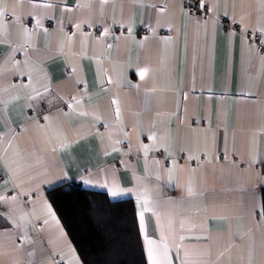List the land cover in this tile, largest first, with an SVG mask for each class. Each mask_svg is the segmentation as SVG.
<instances>
[{"label":"crops","instance_id":"0c3cea01","mask_svg":"<svg viewBox=\"0 0 264 264\" xmlns=\"http://www.w3.org/2000/svg\"><path fill=\"white\" fill-rule=\"evenodd\" d=\"M206 1L198 20L185 0H3L0 89L17 87L0 95L19 98L0 105V196L17 197L0 202V264H76L69 246L83 264L46 195L64 182L130 198L136 215L147 189L145 231L180 244L173 264H264V34H248L264 0ZM22 212L26 228L8 218Z\"/></svg>","mask_w":264,"mask_h":264},{"label":"trees","instance_id":"16d2710c","mask_svg":"<svg viewBox=\"0 0 264 264\" xmlns=\"http://www.w3.org/2000/svg\"><path fill=\"white\" fill-rule=\"evenodd\" d=\"M46 195L83 264H147L130 198L111 200L106 192L74 182Z\"/></svg>","mask_w":264,"mask_h":264},{"label":"snow or ice","instance_id":"6c2138e0","mask_svg":"<svg viewBox=\"0 0 264 264\" xmlns=\"http://www.w3.org/2000/svg\"><path fill=\"white\" fill-rule=\"evenodd\" d=\"M46 6H50V5H46ZM203 6H204V3H203V0H201V7H203ZM6 11H7V6L3 3V0H0V30H2L5 27V25H6V22L4 20V16H5ZM161 11H163V9H161ZM11 15L14 18L16 16L15 12H12ZM36 26L37 27H41L42 26L39 19L36 20ZM76 27L79 28V25H76ZM21 31H22L23 36L26 38L25 39V43H27L28 42L27 38H29L30 35H31L30 29L27 28V27H22ZM107 31L108 30L105 29L103 34H106ZM257 31H259L262 34H264V27L258 28ZM128 32H129V35H131L132 29L129 28ZM69 40H71V37H69ZM20 47H23V44L20 45ZM108 47H111V45H109ZM72 71L75 72L76 69L73 68ZM147 71H148V69H139L138 72H139L140 77L143 78ZM21 74L23 75L24 73L21 72ZM28 76H29V84L25 85L24 87L33 88V90L36 91V95L39 96L41 93L39 91H37L34 88V86L32 85V83H31V72L30 71L28 72ZM77 83H79V81H77ZM101 83H103V81ZM16 87H17V85H15V84L9 85L8 88L0 89V94L8 93L9 88H16ZM43 90H44V92H47L48 91V87L45 86ZM18 98H19L18 96H11L10 98L5 99L2 95H0V105L7 106V104L10 103L11 100L18 99ZM32 98L33 97H29V99H32ZM80 103H81V98L77 97V96H73L72 97V101L70 103H67V106H68L69 109H73V105L74 104L75 105H79ZM112 103L113 104H118V102L116 100H113ZM30 106L31 105H29V107ZM81 115H88V113L87 112H82ZM45 119L47 120L49 118L45 117ZM97 119H99V117H97ZM116 119L118 121L120 119V110H119L118 106L116 108ZM121 131H123V129H121ZM148 139H150L153 142H155L156 141L155 134L150 135L148 137ZM117 143H119V141H117ZM162 146L163 145H161V147ZM141 147H142V149L144 151V154L147 156V154H148V152L150 150V146L147 145V144H143V145H141ZM253 162H255V160H253ZM157 163H159V162H157ZM171 175H172V170L170 169L169 170V177L170 178H171ZM157 178L159 179V177H157ZM84 182L85 183H91L90 180H85ZM104 187H107L108 194L110 196H112V197L121 196V195H124L126 191H131V190H125L123 188H120L114 182H113L112 186L109 187L108 184H107V181H106L105 184H104ZM193 194L194 193L192 192L191 187H189V195H193ZM20 195H23V193H20ZM135 195H136V205H137V209H138L137 215L139 216V220H140V232L142 234H144L143 235V239H144V249H145L146 256H147V264H173V260H172V258L170 256V249H171L172 246H174L177 249V253H179L180 244L175 243L174 240L170 244L169 235H166L163 231H161L159 240L152 239V238L149 237V235L145 231V213L146 212H152L153 208L150 206L152 202H151L150 197L148 195V190L144 189V190H141V191H137L135 193ZM16 200H17L16 196H12L10 198L9 197H5V196H0V202L12 204V203L16 202ZM44 208L46 209L47 214L49 216H51V218L53 220H55V214L53 213L51 206L47 202H45ZM9 212L12 213V209L11 208L9 209ZM153 214H156V213H153ZM0 215H2V214H0ZM8 218L12 221V223L15 226H17V227H25L26 228L27 224H28V221H29V214L26 213V212H22L20 214L19 220H20L21 223H17V220H16V217H15L14 213L10 214ZM157 219L159 220L158 216H157ZM44 223H48V221L45 220ZM181 228H183V222L181 223ZM61 234H63V233H61ZM179 239L181 241H183L185 239V237L181 235L179 237ZM69 250L72 252L73 260H75L76 264H79V260L75 257V253H74V251L71 250L70 246H69ZM189 255H190V253L185 251V253H184L185 259H187V257ZM217 259H219V257Z\"/></svg>","mask_w":264,"mask_h":264},{"label":"built area","instance_id":"2783aa9c","mask_svg":"<svg viewBox=\"0 0 264 264\" xmlns=\"http://www.w3.org/2000/svg\"><path fill=\"white\" fill-rule=\"evenodd\" d=\"M204 6L201 7V0H185V7H186V11L188 13H191L194 18L196 19H206L208 17V8L209 5L207 3L206 0H203ZM9 15H6V18H9ZM223 22L225 23L227 21L226 17L222 18ZM237 25L233 24V28H235ZM117 30H119V28H116ZM148 33L147 29H141L140 30V34H146ZM251 35V37L255 40H260V36L257 32H253V33H249V36Z\"/></svg>","mask_w":264,"mask_h":264},{"label":"rangeland","instance_id":"374dc122","mask_svg":"<svg viewBox=\"0 0 264 264\" xmlns=\"http://www.w3.org/2000/svg\"><path fill=\"white\" fill-rule=\"evenodd\" d=\"M195 19H196V18H195ZM198 20H199V19H198ZM234 29H235V28H234ZM250 32H251V31H250ZM250 32H249V33H250ZM254 32H255V31H254ZM249 33H248V34H249ZM251 33H253V32H251ZM250 38L253 39V38L251 37V35H250Z\"/></svg>","mask_w":264,"mask_h":264},{"label":"bare ground","instance_id":"6f19581e","mask_svg":"<svg viewBox=\"0 0 264 264\" xmlns=\"http://www.w3.org/2000/svg\"><path fill=\"white\" fill-rule=\"evenodd\" d=\"M236 28H237V26L235 27V29H236ZM250 40H252V41H253L254 39H250Z\"/></svg>","mask_w":264,"mask_h":264}]
</instances>
